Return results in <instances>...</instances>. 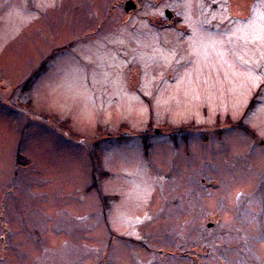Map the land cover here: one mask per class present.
Masks as SVG:
<instances>
[{"label":"rangeland","instance_id":"rangeland-1","mask_svg":"<svg viewBox=\"0 0 264 264\" xmlns=\"http://www.w3.org/2000/svg\"><path fill=\"white\" fill-rule=\"evenodd\" d=\"M0 264H264V0H0Z\"/></svg>","mask_w":264,"mask_h":264},{"label":"trees","instance_id":"trees-1","mask_svg":"<svg viewBox=\"0 0 264 264\" xmlns=\"http://www.w3.org/2000/svg\"><path fill=\"white\" fill-rule=\"evenodd\" d=\"M30 85H31V83H30ZM30 85H29V86H30Z\"/></svg>","mask_w":264,"mask_h":264}]
</instances>
